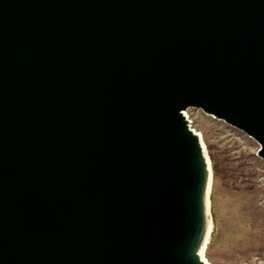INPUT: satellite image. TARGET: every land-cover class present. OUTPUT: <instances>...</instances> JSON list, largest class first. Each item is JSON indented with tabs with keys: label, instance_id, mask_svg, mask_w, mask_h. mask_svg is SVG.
I'll return each mask as SVG.
<instances>
[{
	"label": "water",
	"instance_id": "obj_1",
	"mask_svg": "<svg viewBox=\"0 0 264 264\" xmlns=\"http://www.w3.org/2000/svg\"><path fill=\"white\" fill-rule=\"evenodd\" d=\"M191 108L264 160V0H0V264H207Z\"/></svg>",
	"mask_w": 264,
	"mask_h": 264
},
{
	"label": "rangeland",
	"instance_id": "obj_2",
	"mask_svg": "<svg viewBox=\"0 0 264 264\" xmlns=\"http://www.w3.org/2000/svg\"><path fill=\"white\" fill-rule=\"evenodd\" d=\"M211 166L208 264H264V160L242 131L199 109L184 112Z\"/></svg>",
	"mask_w": 264,
	"mask_h": 264
},
{
	"label": "bare ground",
	"instance_id": "obj_3",
	"mask_svg": "<svg viewBox=\"0 0 264 264\" xmlns=\"http://www.w3.org/2000/svg\"><path fill=\"white\" fill-rule=\"evenodd\" d=\"M201 140V139H200ZM202 143V142H201ZM202 147H203V149H204V146H203V144H202ZM211 231H212V222L211 221H209L208 222V230H207V234H206V241L205 242H207V240H208V237L210 238V233H211ZM205 244V243H204ZM204 261L207 263V261L204 259ZM208 264V263H207Z\"/></svg>",
	"mask_w": 264,
	"mask_h": 264
},
{
	"label": "built area",
	"instance_id": "obj_4",
	"mask_svg": "<svg viewBox=\"0 0 264 264\" xmlns=\"http://www.w3.org/2000/svg\"><path fill=\"white\" fill-rule=\"evenodd\" d=\"M185 114V113H184Z\"/></svg>",
	"mask_w": 264,
	"mask_h": 264
}]
</instances>
